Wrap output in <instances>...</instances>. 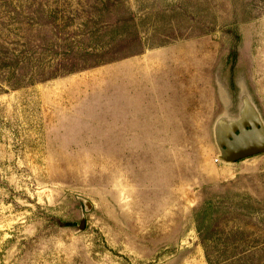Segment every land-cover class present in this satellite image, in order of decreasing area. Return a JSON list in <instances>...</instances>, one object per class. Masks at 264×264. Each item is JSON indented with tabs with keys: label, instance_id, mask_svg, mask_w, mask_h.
<instances>
[{
	"label": "rangeland",
	"instance_id": "374dc122",
	"mask_svg": "<svg viewBox=\"0 0 264 264\" xmlns=\"http://www.w3.org/2000/svg\"><path fill=\"white\" fill-rule=\"evenodd\" d=\"M215 73L264 118V0H0V264H209L204 202L210 264H264V153L217 159Z\"/></svg>",
	"mask_w": 264,
	"mask_h": 264
},
{
	"label": "water",
	"instance_id": "95a60500",
	"mask_svg": "<svg viewBox=\"0 0 264 264\" xmlns=\"http://www.w3.org/2000/svg\"><path fill=\"white\" fill-rule=\"evenodd\" d=\"M235 103L227 88L214 75V90L220 112L212 119L209 130L217 159L235 163L264 153V118L243 78L236 82ZM88 212L90 204L83 201ZM84 225L81 215L79 229Z\"/></svg>",
	"mask_w": 264,
	"mask_h": 264
},
{
	"label": "trees",
	"instance_id": "16d2710c",
	"mask_svg": "<svg viewBox=\"0 0 264 264\" xmlns=\"http://www.w3.org/2000/svg\"><path fill=\"white\" fill-rule=\"evenodd\" d=\"M211 206L212 203H205L200 206V208L198 209H194L193 211V217H194V222H195V229L196 232L198 234L200 243L204 249L205 255H206V259L208 260V263L210 264L209 258H208V254H207V246H206V241H208V239H205V236H208L209 230H210V226H204V220L206 218V215L209 214L210 210H211ZM212 209L214 210V213L216 212L215 210V205L212 207ZM207 234V235H206ZM227 253V249L225 250ZM238 254H242V253H235V255H232L231 258L237 257Z\"/></svg>",
	"mask_w": 264,
	"mask_h": 264
}]
</instances>
